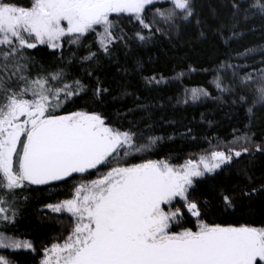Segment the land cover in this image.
<instances>
[{"label": "snow or ice", "instance_id": "6c2138e0", "mask_svg": "<svg viewBox=\"0 0 264 264\" xmlns=\"http://www.w3.org/2000/svg\"><path fill=\"white\" fill-rule=\"evenodd\" d=\"M190 28L198 41L222 42L224 58L172 75H144L138 54L132 67L121 62ZM257 31L264 37V0H0V264H18V250L37 264H264V216L242 204L264 196L243 163L264 155V129L259 140L254 130L264 109V42L233 47ZM112 64L125 77L139 72L145 90L178 83L177 104L227 96L232 115L243 110L247 122L231 140L206 137L199 152L162 151L197 134L188 125L159 130L147 97L127 79L113 88ZM199 72L219 96L185 85ZM233 171L248 183L230 186ZM33 186L65 193L42 206L67 220L40 249L19 231Z\"/></svg>", "mask_w": 264, "mask_h": 264}, {"label": "trees", "instance_id": "16d2710c", "mask_svg": "<svg viewBox=\"0 0 264 264\" xmlns=\"http://www.w3.org/2000/svg\"><path fill=\"white\" fill-rule=\"evenodd\" d=\"M196 35V30L190 28L184 32L182 37H174L171 42L167 37H162L158 42L150 44L147 48L136 49L132 56L124 57L121 55V62L123 63L126 60L128 66L132 67L134 65V56L138 54L145 64L144 75L151 74L153 70L172 75L171 70L179 66L195 63L208 67L214 60H222L224 58L223 54L227 49L222 42L218 39L201 42L196 39ZM261 42H264V37L259 31L250 32L245 35L239 44L233 43V47L251 46ZM40 55L45 61L49 59L47 51L42 50ZM149 57L152 59L149 60ZM117 67V65L112 64L105 69L109 82L112 83L115 89L119 80L127 79L132 89L138 90L142 96L147 97L153 104L152 118L157 121L159 130L170 133L175 129L177 132H182L184 131V125H188L197 134L198 138L196 140L184 139L178 135L174 141L167 143L162 151L172 149L181 156L199 152L209 147V144L205 142L206 137L211 139L219 136L222 139L231 140L233 128H243L247 122L243 116V110H241L239 115H232V106L229 103H225L227 96H225L224 100L204 98L194 104H177L176 98H179L183 90L178 83L161 85L150 91L145 90L139 72H132L125 77L116 71ZM74 70L79 71L78 68ZM113 76L116 79H111ZM211 81V75L199 72L188 76L184 83L189 87L197 84L203 85L212 91L213 96H219L220 93L215 90ZM169 97H172V99H169ZM159 100L164 101L163 107L156 106ZM125 103L131 106L132 98L128 97ZM202 113L205 116L204 120L200 118ZM136 115L139 116L141 113L137 112ZM161 117H163V120L160 119ZM257 117L254 130L257 132V139L259 140L262 129H264V109L257 112ZM165 120L175 121V123L165 124ZM208 121L212 123L209 124ZM243 163L249 165L251 175L254 176L257 185L264 183V155L257 153L255 158L252 159L245 156ZM227 180L230 186L233 187L243 186L248 183V180L236 171H233ZM29 195V201L24 207L22 217L19 220V231L26 233L27 237L32 239L37 248L40 249L42 245L50 244L62 232L63 229L59 219H63L65 222L67 220V217L58 219L59 214L43 209L42 206L64 198L65 193L48 189L44 186H33L29 189ZM242 204L247 215L255 219H260L261 216H264V196H255L251 200L244 197ZM14 258L18 261V264H37L38 260L37 256L25 250L16 251Z\"/></svg>", "mask_w": 264, "mask_h": 264}, {"label": "rangeland", "instance_id": "374dc122", "mask_svg": "<svg viewBox=\"0 0 264 264\" xmlns=\"http://www.w3.org/2000/svg\"><path fill=\"white\" fill-rule=\"evenodd\" d=\"M51 211V210H50Z\"/></svg>", "mask_w": 264, "mask_h": 264}]
</instances>
